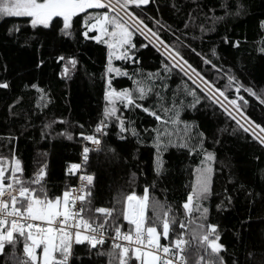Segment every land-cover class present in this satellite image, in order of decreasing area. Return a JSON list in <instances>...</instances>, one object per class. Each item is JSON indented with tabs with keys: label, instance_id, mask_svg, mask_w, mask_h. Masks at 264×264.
Masks as SVG:
<instances>
[{
	"label": "snow or ice",
	"instance_id": "1",
	"mask_svg": "<svg viewBox=\"0 0 264 264\" xmlns=\"http://www.w3.org/2000/svg\"><path fill=\"white\" fill-rule=\"evenodd\" d=\"M250 10L247 0H0L5 24L0 47L6 41L17 52L33 53L31 67L15 76V68L0 63V148L7 149L0 153L4 264H97L105 256L108 264H192L193 256L195 264L256 260L257 244L249 251L247 237H236L243 259L229 251L204 203L224 196L215 205L217 214L233 204L228 189L219 196L214 192V177L223 167L222 161L217 167L216 149L229 127L231 135L257 149L252 157L264 181V74L254 71L264 68V4L257 20L260 40L251 53L235 55L248 41L234 38L228 27ZM224 51L233 56L231 62ZM86 52L98 62V76L81 64ZM50 62L49 79L64 84L83 69L95 91V117L82 122L64 117L57 93L44 83ZM209 113L223 123L220 135L202 127L200 118ZM32 132L61 148L62 141L71 142L73 155L59 164L62 185L51 183L56 161L48 152L28 174L18 142ZM52 147L55 151L57 144ZM173 150L198 159L176 210L163 185L172 175L166 154ZM145 153L142 172L137 154ZM101 154L137 165L133 177L144 176L142 194L130 186L105 202L94 163ZM147 175L154 176L152 183ZM158 187L163 203L150 196L149 189ZM257 187L255 195L264 197V182ZM252 223L249 217L240 228L251 231ZM259 223L264 226V219ZM186 228L195 247L185 239ZM259 247L264 264V236Z\"/></svg>",
	"mask_w": 264,
	"mask_h": 264
},
{
	"label": "trees",
	"instance_id": "2",
	"mask_svg": "<svg viewBox=\"0 0 264 264\" xmlns=\"http://www.w3.org/2000/svg\"><path fill=\"white\" fill-rule=\"evenodd\" d=\"M251 5L249 16L242 18L238 21H233L230 24L229 31L235 33V37L243 39L247 37L248 43L243 46L241 52L235 53L237 57L241 53L247 55L251 53L252 44L260 40L257 35V20L260 16L261 6L264 4V0H247ZM13 19H10L8 23H12ZM223 31L221 27V32ZM5 34V24L0 21V37ZM215 38V37H213ZM4 46L0 47V63H8L10 68H15V73L18 74L24 67H31V59L33 58L32 52H17L14 48L7 45V42H3ZM50 51V50H49ZM223 51V49H221ZM43 55L47 56L49 53L44 52ZM37 57L41 53L36 54ZM226 62H231L233 56L224 51ZM255 55V54H253ZM92 57V59H89ZM81 64L88 68V71L93 70L98 72V62H95V57L92 52L82 53L80 56ZM51 62L49 67L45 68L44 76L46 77L45 85H51L52 89L57 93L59 97V104L64 109L63 115L65 118L71 120H87L89 116L95 117L96 108V95L95 91L90 85L87 76L84 74L83 69L80 70L78 77L74 78V82L70 81L67 84L60 83L56 79H49L52 74ZM257 77L264 74V68L257 65L254 69ZM39 73L37 76L39 77ZM169 100H171V94H169ZM202 127L210 129L212 132H216L218 135V129L224 127L223 123L218 122L217 118H214L209 113L207 117H201ZM143 123V121H141ZM60 131L58 127L56 129ZM231 133V127L227 132L221 135L222 145L217 146L218 162L217 167L220 168V161L223 162L222 172L214 177V192L216 195H220L224 192V189H228L233 198V204L227 211L217 214L215 205L220 203V199L224 196H220V199H212L205 201V206L210 207V222L219 224L220 231L222 233L223 241L229 246V251L235 250L243 259L244 246L237 240V236L247 237L249 244V251H253L250 247L252 243H256L255 249L257 256L256 260L252 264H260V256L262 253L259 247V241L264 236L262 232V226L259 221L264 219V197L255 195L259 192L257 182L261 181L256 169V161L252 157V153L257 151L254 145L246 143L243 139L233 136ZM53 143L57 144L55 151L53 150ZM66 147L61 148L57 141L44 142L39 139L38 132H32L30 134L21 135L19 137L18 148L19 155L22 156L25 165L27 166L28 174H31L32 167L34 166L37 158L41 153H50L49 159L56 161V166L53 168V178L51 183L62 185V174L60 169V161L64 157H70L73 155V148L70 145L71 142L62 141ZM211 150V149H210ZM0 153L7 154L6 148H0ZM138 156V166L141 171H144V167L148 162L149 156L145 153L142 157ZM127 158L121 161H114L105 159L101 154L98 158L94 157V163L98 169L99 183L97 184L98 194L103 196L105 202L118 198V196L128 190L130 186L134 187L138 194H142V189L145 187L144 176L139 173L134 178L133 173L136 172L137 165L128 164L125 165ZM166 160L168 161L167 167L170 169L172 175L168 177V180L163 182L164 186H167L170 191L167 196V203L176 210V206L181 203V193L185 191L184 185L189 184L193 177L189 175V169L194 168L197 161H193L191 158H185L178 151L173 150L170 154H166ZM95 170V169H94ZM251 178L252 183L247 181ZM149 183H152L154 176L147 175ZM150 196H156L161 202H165L159 187L155 192L149 189ZM150 214V213H149ZM195 213L193 216L195 217ZM251 218L254 223L251 225V231L248 230L247 225L244 229L240 228L241 221ZM185 239L189 241L190 246L195 247L196 241L193 239V234L190 228L185 230ZM109 245H106L107 248ZM6 251L11 252V249L6 248ZM198 257H191L192 264H195V260ZM0 264H4V257L0 256ZM11 264V262H10ZM97 264H108V258L105 256Z\"/></svg>",
	"mask_w": 264,
	"mask_h": 264
}]
</instances>
